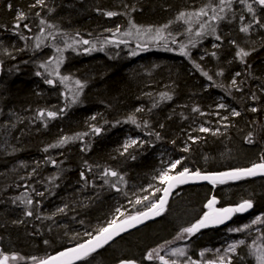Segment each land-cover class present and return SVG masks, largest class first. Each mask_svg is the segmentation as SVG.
<instances>
[{
  "label": "trees",
  "instance_id": "obj_1",
  "mask_svg": "<svg viewBox=\"0 0 264 264\" xmlns=\"http://www.w3.org/2000/svg\"><path fill=\"white\" fill-rule=\"evenodd\" d=\"M49 1L61 8L66 2L72 5L63 9L64 13L52 15L57 13V5ZM216 2L219 0H44L43 6L32 8L35 0H0V25L6 26L0 27V68L5 75L0 89V206L6 208L0 219V252L18 257L9 264H33L31 257L47 258L88 240L86 233L95 235L116 216L117 208H129L119 219L146 210L135 201L146 194L144 190L152 184L157 170L176 160L181 161L176 172L187 167L201 173L262 162L264 28L254 23L246 7L234 6L232 15L223 12L227 24L217 20L222 40L216 42L220 46L205 44L197 35L198 20L189 16L203 7H217ZM247 3L253 4L256 19L264 24V8L253 0ZM18 10L27 14L23 23L31 29L21 24L18 31L25 39L12 30ZM106 11L117 15L107 17L103 14ZM181 13L185 15L180 17ZM41 19L53 27L41 25ZM130 21L138 28H160L164 38L154 48L127 57L116 36L125 32ZM192 22L196 23L191 26ZM248 23H252L249 32H240ZM64 39L69 45L63 43L60 48L56 69L41 68L47 57L57 54L54 43ZM232 40L251 53L245 63L235 57L237 48ZM181 46L187 56L181 55ZM221 70L223 75L218 76ZM202 71L213 79L209 81ZM37 72L42 75L37 76ZM237 72L241 73L236 77L240 91L231 87ZM64 76L69 79L61 82ZM45 79L54 84H46ZM76 81L84 85L82 89ZM73 97L76 103H72ZM221 101L241 115L217 110ZM253 107L256 112L250 110ZM42 109L58 115L40 120L37 113ZM199 126L216 132H201ZM93 127L101 131L95 133ZM64 137L72 139L51 147ZM127 139L137 144L125 152ZM186 147L188 151L183 150ZM253 156L252 163L249 158ZM105 169L117 176H104ZM244 182L248 191L243 190L233 200L251 199V215L264 213V186ZM227 187L229 195L234 187L222 186ZM179 192L162 219L117 241L125 254L117 262L134 254L146 255L168 241L176 244L174 238L184 224L180 217L187 219L208 190L187 188ZM159 193L149 202L157 201ZM29 199L31 205L26 203ZM233 200L227 197L228 203ZM28 210L33 215H25ZM220 232H201L198 243ZM161 235L164 238L156 243ZM183 240L190 238L185 236L178 243ZM107 258L109 264L113 259Z\"/></svg>",
  "mask_w": 264,
  "mask_h": 264
},
{
  "label": "snow or ice",
  "instance_id": "obj_2",
  "mask_svg": "<svg viewBox=\"0 0 264 264\" xmlns=\"http://www.w3.org/2000/svg\"><path fill=\"white\" fill-rule=\"evenodd\" d=\"M241 4H244L247 11L253 15V21L255 24L259 25L260 27L264 28V24L261 23L259 19H256V13L253 8L252 3H247V0H240ZM254 4L260 5L262 8H264V0H253ZM44 0H35V3L31 5L30 7L35 8L37 6H43ZM232 5V0H219V11L224 12L225 7L230 8ZM7 8L11 11L12 4L8 3ZM213 15L209 17V20L217 21V20H223L225 17L218 15L216 13V8L212 9ZM107 17H112L117 15L116 12L113 11H106L103 13ZM37 16H39V13H36ZM185 14L181 13L180 17H183ZM192 15L196 16H206L208 15L207 12L204 9H201L199 12L193 13ZM178 17V19L180 18ZM27 19V14L23 12L22 10H18L16 13V16L14 18V23L12 25V30L14 34L19 35L21 39H25L24 35L20 33L18 30L21 27V24L23 21ZM240 19L243 21L244 17L241 16ZM40 24H45V20L41 19ZM130 24L133 28H136L137 34H140L141 29L138 28L135 24H132L130 21ZM0 27H6L3 25H0ZM23 27L27 29L28 31H31L28 24L23 23ZM49 28L53 27L52 25H48ZM166 27V26H165ZM201 29L205 28V24L202 23L200 25ZM252 27V23L244 24L240 27V32L242 33H248L249 30ZM208 28L210 29V32L212 35H214L215 40L220 41L222 40V37L218 34H216V28L208 24ZM44 29L41 28V32H43ZM116 31H119V26L117 27ZM145 34H148L151 37V34L153 32V29L148 28L143 30ZM162 29L157 28L155 29V39H163L162 35ZM203 32H197V35H203ZM125 35H131L130 32L125 33ZM39 40L40 37H37ZM175 42V41H173ZM82 43L89 44L90 41L83 40ZM230 43L237 48V51L235 53V57L239 59L241 63H245V58L248 57L251 53L244 48L240 47L235 40L230 41ZM193 46H195L193 44ZM220 45L213 44V48H218ZM37 47H39V44H37ZM102 50V49H101ZM170 50V49H169ZM87 51V50H86ZM255 51V49H253ZM181 55L187 56L188 53L185 51V47L181 46L180 49ZM137 53L135 51L132 52V55H136ZM10 55V53H9ZM211 55L213 57H216L217 53L212 52ZM203 59V57H202ZM199 69V65H195ZM41 68H46V64H41ZM218 76L223 75V71H219L216 73ZM37 76H41L42 74L40 72L36 73ZM202 75L207 77L209 81H211L213 78L211 75L208 74V72H203ZM241 76L240 72H237L235 76L233 77L231 81V87H235L236 91H240L241 89L238 87V82L236 77ZM69 77L64 76L61 77V82L68 80ZM45 83L52 85L54 84V81L52 79H45ZM76 84L79 86V88H83L84 85L80 83V81H76ZM79 93H77L78 95ZM164 97L170 99L171 97H167V94H162ZM252 99L255 100L256 96L253 93ZM76 97H73L72 103H76ZM219 108L223 109L226 108V105L221 103L218 105ZM142 109H137V111H141ZM252 112H256L257 109L255 107L250 109ZM64 109H60V112H63ZM193 111H199L198 108H193ZM232 116H240L241 113L237 111L236 109L231 110ZM58 113L56 111H45V110H39L37 113V116L40 120H43L45 116L49 119L56 118ZM228 117H223V119H227ZM92 119H95V117H92ZM129 120H131L133 123H135V119L133 117H129ZM147 124V122H145ZM163 127V125H161ZM95 133H99L101 129L99 127H93L92 129ZM201 132H209L210 129L201 127ZM215 134V133H213ZM86 135V134H85ZM157 139L160 138L159 133H156ZM71 137H64L62 138L58 145H52L51 147H57L63 144H66ZM249 142L251 140L249 139ZM137 144L136 140H131L130 142H126L124 145V151L126 152L129 147L132 145ZM83 150V149H82ZM184 151H188V148H184ZM47 151V149H45ZM123 154V153H122ZM181 161L176 160L170 164V170L176 169L177 165H180ZM169 171H164L161 173L159 179L162 183H167V187H164L163 189H156L157 192L162 191L163 195L158 198L157 201H154L150 204V206H146V211H137L134 215L129 214L124 219L114 218L107 222L106 226L100 227L96 234L93 235L92 233H86V235L89 236V239L84 242L77 244L76 247L70 248L67 251L59 252L55 256H49L47 258H41L38 259L37 257H31V260L33 264H74V261L83 260L89 256H91L93 253H95L98 249L103 248L105 245L109 244L110 241H113L115 237L120 236L122 233L127 232L129 229L135 228L138 225L143 224L145 221L152 219L154 217L160 216L163 211L165 210V206L168 203V198L172 194V190L176 188L178 185H183L188 183L190 180H204L207 181L209 184L212 185V188L215 189L217 185H223L227 183L228 181H237L241 180L245 177L255 176V175H264V157H262V162L259 164H253L249 168H237L233 169L231 171H225V172H216V173H209V174H201L199 170L195 172H190V170L185 167L182 171H178L175 175H169ZM117 176V173L115 171H110L108 169L104 170V176ZM81 178L84 179V173L81 172ZM122 179V177H121ZM105 183H108L107 180H105ZM40 195H43V193H40ZM144 199H148V197H145ZM25 201H22V203ZM27 204L31 205L32 200H27ZM136 204H141L142 201L140 199H137L135 201ZM220 203V201L217 199L215 195H212L209 199H207L206 203L204 204V211L203 214L199 216L198 219L195 220V222L191 223L187 227L181 228L180 232L177 234V236L174 238L175 240H180L182 238L186 237H192L196 233L200 232L202 229L209 228V227H215L218 225L224 224L226 221H229L233 218L234 215L238 213H245L248 210L253 208V202L251 199H245L242 200L240 203L231 205V206H224V207H218L217 205ZM58 211L63 212V209H58ZM117 213H120V209H116ZM25 215L31 216L33 215L32 211L28 210L25 212ZM121 216H123V213H120ZM257 224H264V213L261 215L256 216L249 224H245L242 227L237 228H230L229 232H244L248 229H250L253 225ZM259 230V229H258ZM47 243V242H46ZM168 244H171L172 241L166 242ZM244 240H239L236 242H233L228 245L226 249H224V253H231L233 255L236 254L237 247L239 245H244ZM250 248L249 255L254 256L256 260V264H264V244H256V241H253V245L248 246ZM164 248V245H160L158 248H154L151 251L147 252L144 256L145 260L152 261L153 259H158L160 261V264H232V259L230 256L225 255H217L216 259L213 260H205V261H197L193 260L190 256L187 257L186 261H178L177 259H166L165 256L160 255V251H162ZM209 250H204L199 253L200 257L203 258L205 256V252ZM217 254L221 252L220 249L216 250ZM167 255L173 256V257H185L186 252L183 248H173L170 253ZM18 257L16 254H12L11 256L5 254L4 252H0V264H9L10 260H16ZM20 259H23V257H20ZM119 264H137V261L135 260H129V259H121L119 261Z\"/></svg>",
  "mask_w": 264,
  "mask_h": 264
},
{
  "label": "rangeland",
  "instance_id": "obj_3",
  "mask_svg": "<svg viewBox=\"0 0 264 264\" xmlns=\"http://www.w3.org/2000/svg\"><path fill=\"white\" fill-rule=\"evenodd\" d=\"M216 1H218V0H216ZM49 3L54 4L53 1H49ZM216 3L219 4L218 2H216ZM202 9H204L206 12L208 11V15H211V14H209V9H207L206 7H203ZM225 11H226V7H225ZM192 14L189 16V17H192V19L200 20L202 17H204V16H196V15H192ZM205 17H207V15ZM197 20H192V21H197ZM140 29H141L140 34H137L136 28H133V29L126 31V33L130 32L131 35H125V33H124L122 35L116 36V40L118 41V43L120 42L119 44H117L118 46L121 47V46H126L128 44L134 45L133 48L131 49V51H128L127 48H124V52H125V55L127 57L134 56V55H132L133 51H135L137 53L139 50H147V49L154 48L157 45L156 43L159 41V39L153 38V37H155V30L154 29H153V32L151 34V37L148 34L144 33V31H143L144 28H140ZM145 29H148V28H145ZM163 38H164V36H163ZM164 41H165V39H164ZM57 43H59V42H57ZM121 48H123V47H121ZM52 58H53V56H52ZM52 58L47 57L45 59V61H46L45 64H47L48 62H51ZM50 65H53V62L50 63ZM2 86H3V84L0 87H2ZM221 103H222V101L220 102V104ZM217 110L226 111V110H229V107L226 106V108H223V109L217 107ZM214 117H217V115H215ZM204 133H207V132H204ZM130 141H131V139L126 140V142H130ZM249 159L251 160L250 162H252V163L255 162L254 156L249 158ZM169 169H170V164L163 166L162 168H159L157 170V172H156L157 174L153 178L152 184H150L149 188H146L144 190V192L146 194L143 195V197L141 198L142 203L140 204V207L146 208V206H150V204L153 201L149 202V198L157 192L156 189H158V188L162 189V186L164 184L159 179L161 173L164 171H169ZM174 173H176L175 169L169 171V175H173ZM145 197H148V199H144ZM5 209L6 208H4L3 206H0V219L4 218V215L6 213ZM119 209H120V213H123L124 215H125L126 211L129 210V208H121V207ZM120 213H117V211H116V216L113 217L112 219L123 217L124 215L121 216ZM182 216L183 217H180L181 222H182V220H186L185 216L184 215H182ZM253 219H251L249 222L247 221V223H245V224H249ZM245 224H243V225H245ZM243 225L238 226V227H242ZM230 228H237V227H228L227 229H225L224 231H222L221 233H219L217 235L205 236L202 239V241L200 242V246H196L195 242H192L190 240L189 241L183 240V242L181 241L180 243L175 244L172 247H169L168 249H166V251H163V253L161 255L165 256L166 259H177L178 261H181V262L186 261L187 257H189V256L193 260L205 261V260L216 259L217 255H225L226 257L227 256L231 257L232 264H256V260H255L254 256L249 255L250 248L248 246L253 245V241H256V244H264V224L253 225L250 229H248L244 232H229ZM159 237H160V239H159V241L156 240L155 241L156 243L160 242V240L162 238H164V235H161ZM140 239L143 240V237H141ZM239 240H244L245 244L239 245L237 247L235 255H233L231 253H224L223 250L226 249L229 244L236 242V241H239ZM155 242H154V244H155ZM173 248H183L186 252V256L185 257H173L170 255H167L168 253L171 252V250ZM206 249L209 251L205 252V256L203 258H201L199 253L201 251L206 250ZM217 249L221 250V252L219 254H217V252H216ZM123 255H125L124 254V248L121 247V245L116 242V243L112 244L111 246H109L106 249V251L102 252L101 254H97V255H94V256L88 258L86 261L82 262L81 264H107L105 262L106 261L105 259L107 257H108L107 259H110V260L113 259L109 264H115L118 261V258L120 256H123ZM144 256L145 255L143 253L142 254H134L131 257V260L137 261V264H160V263H158V262H160L158 259L148 261V260L144 259Z\"/></svg>",
  "mask_w": 264,
  "mask_h": 264
},
{
  "label": "bare ground",
  "instance_id": "obj_4",
  "mask_svg": "<svg viewBox=\"0 0 264 264\" xmlns=\"http://www.w3.org/2000/svg\"><path fill=\"white\" fill-rule=\"evenodd\" d=\"M60 1H68V0H60ZM55 5V4H54ZM57 5V6H56ZM55 6L57 7V13L55 14V13H53L52 15H59L58 13H64V11H63V9H65V10H69L70 8H71V3L70 2H66L65 3V5H62V8H61V6H58V4H56ZM234 6H237V7H245V5L244 4H241L240 3V0H232V5H231V7L230 8H228V7H226V12H227V16H230V15H232L233 14V12H234V10H233V8H234ZM53 8V7H52ZM213 8H216V13L218 14V15H223V12H220L219 11V4H217V7H210L209 8V14H211V15H207V17H202L200 20H198L197 21V23L199 24V25H201L202 23H204L205 24V28L204 29H201V27H199V30H198V32H203L204 34L203 35H200L199 37H200V39H201V41H203L205 44H210L211 46L213 45V44H217V42H216V40H215V38H214V35H212L211 34V32H210V29L208 28V24H211V25H213L215 28H216V34H217V31H218V28H217V24H218V22L217 21H212V20H209V17H211L212 15H213V12H212V9ZM207 14H208V11H207ZM224 17H226V16H224ZM220 23H225V24H227L228 23V19H223V20H218ZM193 23H196V22H192V23H189L191 26H192V24ZM217 23V24H216ZM49 23H48V21L47 20H45V24H43L44 26H46L47 27V25H48ZM59 24V23H58ZM189 24H187V26L189 27ZM130 29H133V27L131 26V24H130V26H128L127 27V29L125 30V32L124 33H126V31H128V30H130ZM124 33H122V34H124ZM121 34V35H122ZM63 40V39H62ZM65 41H56L55 43H54V47L55 48H57V50H58V52H57V54L56 55H54L53 56V58L51 59V62H54V61H56V63L54 62L53 63V65H50V63L48 64V65H46L47 67V70H49V71H52V70H54V69H56V66H57V58H58V56L60 55V53H61V47H62V45H63V43H65L66 45L68 44L69 45V43L66 41V39H64ZM57 42H59V43H57ZM120 43V42H119ZM57 44V45H56ZM133 44H128V45H126V46H121V47H123V48H121L120 46H119V48L120 49H124V48H127V49H129V50H131L132 48H133ZM37 58H38V56H37ZM36 58V59H37ZM56 65V66H55ZM0 86L3 84V78L5 77V75L2 73V70H1V68H0ZM2 87H0V89H1ZM233 108H229V110H226V111H229L230 113H231V110H232ZM228 112V113H229ZM201 127H204V126H199V130H200V128ZM206 128V127H205ZM208 129H210V128H208ZM210 132H213V133H215L216 132V130H211L210 129V131L209 132H207V133H210ZM126 143V142H125ZM254 164V163H253ZM253 164H251L250 166H252ZM255 164H259V163H255ZM250 166H248V167H250ZM244 168H247V167H244ZM219 172H221V171H219ZM177 173V172H176ZM176 173H174L173 175H175ZM251 182H255V183H257V184H259V185H263L264 186V179L263 178H256V179H253V180H251ZM239 183H241V184H239ZM236 184H239L238 186L236 185ZM225 185H232L234 188H232V192H231V194H229L228 195V193H229V187H227V188H222V186H225ZM187 188H205V189H207L208 190V194L205 196V197H203V198H201V200H200V202H199V204H198V208L193 212V213H190L189 214V216H188V220L187 221H183V223L184 224H182V226H180V228H179V230H178V232L181 230V228H183V227H185L187 224H191V223H193V222H195V220L196 219H198L199 218V216L200 215H202L203 214V211L205 210L204 209V204L206 203V201H207V199H209L212 195H215L216 197H217V199L220 201V203L217 205L218 207H224V206H231V205H235V204H238V203H240L241 201H235V200H233V199H235L237 196H239L240 194H241V192H243V190L246 192V191H248V190H246L247 189V184L243 181V180H240V181H237V182H235V183H226V184H223V185H217L216 186V188L215 189H213L212 187H209V186H207V185H202V186H198V187H183V188H179V189H177L176 190V192L173 194V196H172V199L170 200V202L172 201V200H174L177 196H179L180 195V190H182V189H187ZM219 188H221V190L219 189ZM234 189V190H233ZM161 192V191H160ZM217 193V194H216ZM218 194L219 195H221V196H218ZM159 196H160V193H159ZM227 197H228V200H233L231 203H228V201H227ZM159 198V197H158ZM253 209V208H252ZM252 209L248 212V213H246V214H240V215H234L233 216V218L230 220V223L228 224V225H226L225 227H222V228H205V229H202L200 232H198V233H196L194 236H192V237H190V241H192V242H195V245L196 246H200V243H198V241H199V239L201 238V235H200V233L201 232H205V231H215V230H221V232L222 231H224L225 229H227L228 227H238V226H241V225H243V224H245V223H247V221L249 222L251 219H253V218H255L256 216H258V215H260V213L259 214H254V215H251V211H252ZM166 210H167V208H166ZM166 210H165V212L163 213V215L158 219V220H156V221H154V222H151V223H149V224H146V226H148V225H150V224H153V223H155V222H157V221H159L160 219H162L163 218V216L165 215V213H166ZM237 219H239V221L236 223V224H231V222H234L235 220H237ZM141 229H143V228H139V229H137V230H135V231H133V232H131V233H128V234H126V235H124V236H122L121 238H119V239H117L116 241H114L113 243H111L110 245H108V246H106V247H104L103 249H101L100 251H102V250H104V249H107L109 246H111L112 244H114V243H116L117 241H119L120 239H122V238H124L125 236H128V235H130V234H132V233H135V232H137V231H139V230H141ZM220 232V233H221ZM185 241H189V240H185ZM85 242V241H84ZM183 242V241H182ZM83 243V242H82ZM175 243L176 244H178V240H175ZM180 243V242H179ZM172 246H174V244L173 245H171V244H166L165 246H164V248H163V250L162 251H166V249H168L169 247H172ZM100 251H98V252H96L95 254H93V255H91L90 257H92V256H94V255H97V253H99ZM59 252H61V251H59ZM59 252H57V253H59ZM57 253H55V254H57ZM55 254H52V255H55ZM52 255H50V256H52ZM90 257H88V258H90ZM88 258H85V259H83L82 261H80L79 263H77V264H81L82 262H84V261H86ZM129 260H131V259H129ZM118 263V262H117ZM116 264V263H115Z\"/></svg>",
  "mask_w": 264,
  "mask_h": 264
},
{
  "label": "water",
  "instance_id": "obj_5",
  "mask_svg": "<svg viewBox=\"0 0 264 264\" xmlns=\"http://www.w3.org/2000/svg\"><path fill=\"white\" fill-rule=\"evenodd\" d=\"M0 75H1V74H0ZM250 167H251V166H250ZM247 168H249V167H247ZM231 170H233V169L226 170V171H231ZM221 172H225V171H221ZM209 173H216V172H205V173H201V174H209ZM256 178H263V179H264V175H259V174H258V175H255V176L245 177V178H243V179H241V180L246 181V180H253V179H256ZM237 181H240V180H237ZM237 181H228L227 183H235V182H237ZM225 184H226V183H225ZM202 185H207V186H209V187H212L211 184H209L207 181H204V180H194V181L190 180V181H189L188 183H186V184L178 185L176 188H174V189L172 190V194H171V195L169 196V198H168V203H167V205L165 206V210H166V208L168 207V205H169V203H170V200L172 199V196H173V194L176 192L177 189H179V188H183V187H198V186H202ZM164 187H167V183H166V182L163 184L162 189H163ZM162 195H163V192L161 191V192H160V196H162ZM160 196H159V197H160ZM157 200H158V199H157ZM165 210L163 211V213L165 212ZM250 210H251V209H250ZM250 210H248V211L245 212V213H238V214H236V215L246 214V213H248ZM144 211H146V210H144ZM163 213H162L160 216H157V217H154V218H152V219H149V220L145 221L143 224L138 225V226L135 227V228L129 229L127 232H124V233H122L120 236L115 237L113 241H110L109 244L105 245L104 247L110 245L111 243H113L114 241H116L117 239L121 238L122 236H124V235H126V234H128V233H131V232H133V231H135V230H137V229H139V228H143V227L146 226V224H149V223H151V222H154V221L158 220V219L163 215ZM229 223H230V220H229V221H226V222H225L224 224H222V225H218V226H215V227H209V228H222V227H225L226 225H228ZM86 241H87V240H86ZM86 241H85V242H86ZM83 243H84V242H83ZM74 247H76V246H74ZM74 247H70V248H74ZM104 247H103V248H104ZM70 248H68V249H70ZM103 248L98 249L96 252L100 251V250L103 249ZM68 249H65V250H63V251H67ZM63 251H61V252H63ZM96 252H95V253H96ZM95 253H93V254H95ZM93 254H92V255H93ZM55 255H56V254H55ZM55 255H52V256H55ZM89 257H90V256H89ZM87 258H88V257H87ZM80 261H82V260L74 261V264H77V263H79ZM116 264H119V262L116 263Z\"/></svg>",
  "mask_w": 264,
  "mask_h": 264
}]
</instances>
